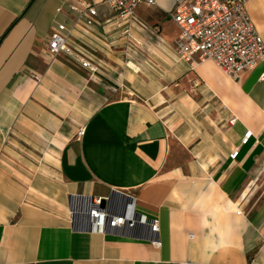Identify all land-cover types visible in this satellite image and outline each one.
Returning <instances> with one entry per match:
<instances>
[{
  "label": "crops",
  "instance_id": "1",
  "mask_svg": "<svg viewBox=\"0 0 264 264\" xmlns=\"http://www.w3.org/2000/svg\"><path fill=\"white\" fill-rule=\"evenodd\" d=\"M80 1L0 0V264H264V59L236 81L211 61L177 59L167 13L183 0L140 5L130 25L97 4L96 24L69 38L99 63L90 76L46 53ZM243 6L264 44V0ZM192 80L205 101L183 86ZM238 191L246 202L260 192L251 215L232 200ZM128 194L156 235L99 234L70 216L88 199Z\"/></svg>",
  "mask_w": 264,
  "mask_h": 264
},
{
  "label": "built area",
  "instance_id": "2",
  "mask_svg": "<svg viewBox=\"0 0 264 264\" xmlns=\"http://www.w3.org/2000/svg\"><path fill=\"white\" fill-rule=\"evenodd\" d=\"M244 2L245 0H183L178 3L167 13L168 20L179 31L174 43L177 59L191 66L211 61L234 81L255 67L264 59V44L244 9ZM97 4L106 5L117 21L130 25L135 22L136 9L140 5L153 6L154 0H82L76 5H70L69 11L76 15L72 30L67 31L64 25H58L48 39L46 53L53 60L66 58L90 76L98 72V66L74 51L69 38L79 25L91 28L96 24ZM83 134L84 130L80 129L77 137ZM251 137L252 132L246 131L240 144L246 145ZM237 155L236 150L231 153L230 159L234 160ZM135 201L133 194L126 195L124 203L114 202L111 197L92 198L84 201L83 207L73 205L70 216L87 217L90 231L99 234L122 229H144L156 235L159 232L158 222L137 213ZM237 214L240 215L241 211ZM189 238L192 239L193 236L190 235ZM153 243L159 245L157 240Z\"/></svg>",
  "mask_w": 264,
  "mask_h": 264
},
{
  "label": "rangeland",
  "instance_id": "3",
  "mask_svg": "<svg viewBox=\"0 0 264 264\" xmlns=\"http://www.w3.org/2000/svg\"><path fill=\"white\" fill-rule=\"evenodd\" d=\"M125 33H126L125 36H127L128 35V31H126ZM106 60L109 61L110 63H108L107 66L104 65L103 63H101V65H102V67L107 69L109 74L106 72V74H108V75H106L104 78L102 77V79H104L106 81H109L108 80V76H110L109 79L110 78L112 79L114 76L117 75L116 72L114 71V69L112 68V67H116L117 64H115L113 62L112 57L111 58L107 57ZM118 61L121 62V64H118V65H120L119 66L120 72L123 73L124 69L126 71H130L131 70L130 64H129L131 59H130L129 56H126L125 54H121L120 56H118ZM96 63L98 64V68H100L99 63L98 62H96ZM120 76H121V74L118 75V77H120ZM190 79L191 78L189 77L188 80H190ZM121 83L122 84H120L119 88H124V83H126V82L124 80H122ZM183 86H186L187 88H190V89H188V91L189 90L191 91L192 96H197V97H200V98L203 97L202 99L204 101H205V98L208 97V95L206 94V92L203 89H201L199 86H195V83H193V80L191 82L190 81H184V85ZM191 88H193L194 90H197V92H194V90H192ZM177 90H178V92L179 91L180 92L183 91V89L180 88V87L177 88ZM188 91H185V92L189 93ZM218 111L222 112L221 109H219ZM205 112H208V111L205 110ZM161 115H163V113ZM192 128L194 130V128H196V126H194V127L192 126ZM243 196H244V193L242 191H238V193H236L234 195L232 200L235 203H237L238 205H240L242 207L243 211H246L249 215H251L257 209V207L260 205V203L262 202L263 199H262V197H260V192H256L252 198L248 199V202L243 201V198H242Z\"/></svg>",
  "mask_w": 264,
  "mask_h": 264
},
{
  "label": "water",
  "instance_id": "4",
  "mask_svg": "<svg viewBox=\"0 0 264 264\" xmlns=\"http://www.w3.org/2000/svg\"><path fill=\"white\" fill-rule=\"evenodd\" d=\"M103 205H104V200L101 201V206H103ZM76 229H78V228H76ZM89 230H90V227H89Z\"/></svg>",
  "mask_w": 264,
  "mask_h": 264
},
{
  "label": "bare ground",
  "instance_id": "5",
  "mask_svg": "<svg viewBox=\"0 0 264 264\" xmlns=\"http://www.w3.org/2000/svg\"><path fill=\"white\" fill-rule=\"evenodd\" d=\"M78 204V203H77Z\"/></svg>",
  "mask_w": 264,
  "mask_h": 264
}]
</instances>
